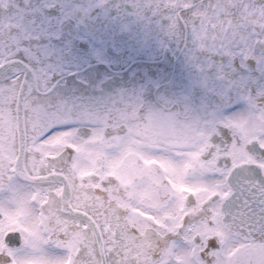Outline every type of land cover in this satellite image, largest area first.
I'll return each mask as SVG.
<instances>
[{"label":"snow or ice","instance_id":"obj_1","mask_svg":"<svg viewBox=\"0 0 264 264\" xmlns=\"http://www.w3.org/2000/svg\"><path fill=\"white\" fill-rule=\"evenodd\" d=\"M0 264H264V0H0Z\"/></svg>","mask_w":264,"mask_h":264}]
</instances>
